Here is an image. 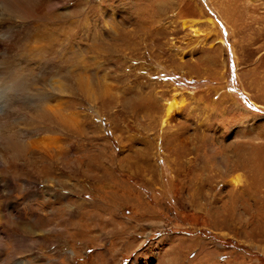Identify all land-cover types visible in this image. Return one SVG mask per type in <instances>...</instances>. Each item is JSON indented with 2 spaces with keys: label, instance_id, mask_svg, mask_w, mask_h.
I'll list each match as a JSON object with an SVG mask.
<instances>
[{
  "label": "rangeland",
  "instance_id": "374dc122",
  "mask_svg": "<svg viewBox=\"0 0 264 264\" xmlns=\"http://www.w3.org/2000/svg\"><path fill=\"white\" fill-rule=\"evenodd\" d=\"M28 24L0 121L66 123L22 137L49 160L0 157V264H264V0H52Z\"/></svg>",
  "mask_w": 264,
  "mask_h": 264
},
{
  "label": "bare ground",
  "instance_id": "6f19581e",
  "mask_svg": "<svg viewBox=\"0 0 264 264\" xmlns=\"http://www.w3.org/2000/svg\"><path fill=\"white\" fill-rule=\"evenodd\" d=\"M52 0H0V3L2 4L3 8V13H5L3 16V20L5 22L4 26L5 28H1L2 29V36L5 37V39H3V43L2 46L0 47V51L3 53V55H8L7 58H9V55L12 54L13 49L15 47V43L20 41L22 35L25 33L26 34V38L27 40H29L28 42L31 41H39L40 36H42L43 33H41L37 27H30V25L28 23H30V21L38 18L44 11L45 6L48 2H50ZM1 11V12H2ZM51 21V20H50ZM35 22V21H34ZM74 23V22H73ZM25 25V26H24ZM27 25V26H26ZM35 25V24H34ZM2 26V25H0ZM36 26V25H35ZM39 27V26H38ZM27 28L26 32H23L24 29ZM40 28V27H39ZM47 34V33H46ZM45 35V33H44ZM47 36V35H46ZM45 36V37H46ZM39 39V40H38ZM44 39V38H43ZM1 41V40H0ZM47 41V40H46ZM21 42V41H20ZM31 44V43H30ZM43 44V43H42ZM41 44V45H42ZM40 45V46H41ZM31 47V46H30ZM34 48V47H33ZM32 49V48H31ZM38 49V47H37ZM35 51V50H34ZM40 51V49H39ZM43 52V51H42ZM42 54V53H41ZM45 54V53H44ZM28 56V55H27ZM34 56V55H33ZM32 56V57H33ZM5 56H3L4 58ZM13 56H11L10 60L12 59ZM22 57V55H21ZM26 58V56H25ZM17 59V58H16ZM23 59V58H22ZM41 59V58H40ZM8 63V66L5 67V69H3L2 71H0V78L2 80L3 83L6 84H15L17 83L20 78H21V74L19 73V69L14 66V61H11ZM14 60V58H13ZM17 64V63H16ZM25 64V63H24ZM25 68L29 69L30 66L29 64L24 65ZM3 65V64H1ZM5 65V64H4ZM19 65V64H18ZM40 65V64H38ZM37 66V65H36ZM38 67V66H37ZM40 67V66H39ZM45 67V66H44ZM41 69V67H40ZM45 70V69H44ZM36 72V71H35ZM25 73V72H24ZM30 74V73H29ZM42 74V73H41ZM25 77V76H24ZM31 77V74H30ZM62 78V77H61ZM32 79V78H31ZM25 80V79H24ZM58 82V81H57ZM61 82V81H60ZM62 83V82H61ZM27 84V83H26ZM57 84V83H56ZM55 84V85H56ZM16 85V84H15ZM39 85V84H38ZM79 85V84H78ZM23 86V85H22ZM21 86V87H22ZM24 86H28V85H24ZM35 86V85H34ZM1 87V86H0ZM56 89V88H55ZM54 89V90H55ZM25 90V87H24ZM23 90V91H24ZM58 91H61L62 89L59 88V86H57ZM55 90V91H56ZM44 91V90H43ZM63 91V90H62ZM70 91V90H69ZM68 91V92H69ZM46 92V91H45ZM26 93V92H25ZM29 93V92H28ZM27 93V94H28ZM57 93V92H56ZM5 94V93H4ZM21 94V93H20ZM58 94V93H57ZM61 96V95H60ZM26 97V96H24ZM53 97V96H52ZM57 98V97H56ZM61 98V97H60ZM6 100V99H5ZM56 100V99H55ZM4 101V100H3ZM42 101V100H41ZM58 101V100H57ZM2 102V101H0ZM30 102L28 101L27 104H25V106L23 105V107L21 108V112L25 113L26 116H29V118L23 117L21 118V116H23L24 114L21 113L20 115V120L22 122H20V125H22V128L19 129L17 127H13V126H9V121L8 119L10 118V116L7 117L6 115V119L5 120H1L0 123H5L7 124V128L6 131L3 132L1 134L0 132V157H3L8 155V154H15L16 151L18 150L20 153L27 155V156H31L33 157L34 153L39 154L41 157L46 158L47 160H49V158L46 157V155L43 153H41L40 148L38 146L42 145V142L40 143V140H36V141H30V142H25L22 140V137L26 134H28L29 132H32L36 127L33 124V122H40L48 117L51 116H57V119L61 122V123H66L65 122V115H63V113L59 112L57 108H50L49 105H47L46 103H43V106L40 110L36 111V110H32V106L29 105ZM175 105V104H174ZM20 109V108H19ZM6 112V111H5ZM8 113V112H7ZM172 113V105L170 104L166 110V116H165V120L163 121V124L166 123V119L170 116V114ZM10 114V113H9ZM16 115V114H14ZM18 117V114L17 116ZM74 117V116H73ZM15 118V117H14ZM3 119V118H2ZM19 124V122H18ZM32 124V127H31ZM11 125V124H10ZM49 127V126H48ZM46 128V127H45ZM43 130V129H42ZM31 135V134H30ZM20 140V143H18L17 140ZM34 144V145H33ZM36 145V146H35ZM23 155V156H24ZM12 157H14L12 155ZM27 158V157H26ZM25 158V159H26ZM29 160V159H28ZM53 168V167H52ZM72 207L68 206L67 209H69L67 211V215H73L70 209ZM65 209V208H64ZM62 209V211L64 210ZM66 209V210H67ZM74 211V210H73ZM57 212H59V210H57ZM66 212V211H65ZM5 209L1 210L0 209V219L4 218L5 215ZM59 216V213H56ZM65 214V213H64ZM62 215V214H61ZM56 216V215H55ZM57 217V216H56ZM63 216L61 218H57V220L60 223H64V219L63 221L60 219H62ZM75 218V216H74ZM69 220V219H68ZM73 218L70 219V222L68 224H66L67 226L71 227L74 225ZM45 225V222H39V220L36 222V224H31L28 225L27 227H25V225L20 226L19 227V231L22 234H29L31 237H33L36 241H40L42 242V239L44 238L43 235H45V233L43 232V226ZM58 240L60 241V236L56 235ZM68 236V235H67ZM68 239V238H67ZM44 258V257H43ZM66 260V258H65ZM60 261V260H59ZM62 262V261H61ZM69 262V261H68ZM17 264H25V262L23 261H19L17 262Z\"/></svg>",
  "mask_w": 264,
  "mask_h": 264
}]
</instances>
